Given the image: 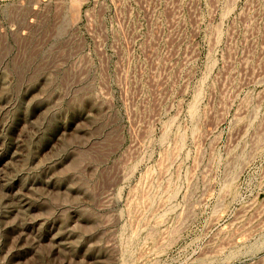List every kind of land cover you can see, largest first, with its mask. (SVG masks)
Segmentation results:
<instances>
[{
	"label": "rangeland",
	"instance_id": "obj_1",
	"mask_svg": "<svg viewBox=\"0 0 264 264\" xmlns=\"http://www.w3.org/2000/svg\"><path fill=\"white\" fill-rule=\"evenodd\" d=\"M225 4L0 0V264H264V50L148 45Z\"/></svg>",
	"mask_w": 264,
	"mask_h": 264
},
{
	"label": "built area",
	"instance_id": "obj_2",
	"mask_svg": "<svg viewBox=\"0 0 264 264\" xmlns=\"http://www.w3.org/2000/svg\"><path fill=\"white\" fill-rule=\"evenodd\" d=\"M198 10L206 0H194ZM201 16H197L199 19ZM214 19L215 15L213 16ZM160 30L148 39L149 49L154 51L178 53L180 67L199 68L208 64L207 55L202 52L215 51L221 54L229 51V32L237 29L249 43L254 52L252 59H260L264 50V0H226L221 9L219 21H210L207 25L198 22L191 33L189 20L183 12L160 17ZM210 30L208 38L205 32ZM223 62L222 57L220 59ZM219 61L213 63L218 66ZM209 65H212L210 62ZM213 67V68H214ZM194 72L189 83L196 82Z\"/></svg>",
	"mask_w": 264,
	"mask_h": 264
}]
</instances>
